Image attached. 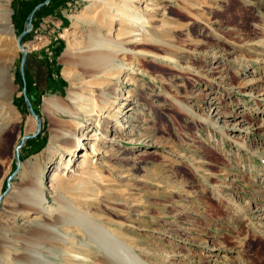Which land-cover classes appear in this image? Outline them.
Listing matches in <instances>:
<instances>
[{
	"label": "rangeland",
	"instance_id": "374dc122",
	"mask_svg": "<svg viewBox=\"0 0 264 264\" xmlns=\"http://www.w3.org/2000/svg\"><path fill=\"white\" fill-rule=\"evenodd\" d=\"M43 1L0 0L13 29L0 32V259L43 224L82 255L80 230L102 225L129 264H264V0H136L141 20L111 26L92 0H49L29 19ZM95 21L139 39L103 76L62 57ZM56 245L54 264H107L101 246L82 263Z\"/></svg>",
	"mask_w": 264,
	"mask_h": 264
},
{
	"label": "bare ground",
	"instance_id": "6f19581e",
	"mask_svg": "<svg viewBox=\"0 0 264 264\" xmlns=\"http://www.w3.org/2000/svg\"><path fill=\"white\" fill-rule=\"evenodd\" d=\"M92 1L94 3L101 2L100 4L103 5L101 11L104 16L105 15L107 16V25L111 26L112 22L115 20V17H118L119 22H123L125 19L134 22L133 19H135L134 23H136L141 20V16L139 15V13L137 14L138 16L136 17L134 16L135 13L133 12V7H134V2L136 0H92ZM113 9L115 10L114 12H112ZM4 11L5 12L3 13V16L1 17L2 29L0 30V32L10 34L12 33V29L10 26V20L8 14L10 10L8 6H6ZM98 23H96V21L92 23L90 22L87 36L86 37L84 36L85 38L83 39V41L76 40L73 44L71 42L68 43L63 51L62 57L64 61H66L67 63L76 62L81 67L89 69L92 75L94 76H103L109 71L111 73L112 70H115L116 68H121L120 67L121 65L119 66V64H117L116 62L118 60H122L123 55L126 52H128V49L125 47V43L137 42L139 39L136 37L137 36L135 35L136 33H133V30H129L128 32L124 31L123 36H121L120 32H117L116 36H112L110 31L103 32V28H102L103 23L100 24L101 26ZM146 33L147 32H145L144 34ZM126 37H128V40H125ZM2 57L3 54L0 53V99L4 100L8 97V94L12 92V90L10 89L12 85V78L8 69V65L5 62V60L2 59ZM70 95H71L70 97L71 101L74 103H77V101L81 99V95H76V92H71ZM44 100L48 104L54 106H58L61 104L54 97H47ZM79 144L80 145L78 148H81L83 145L80 142ZM29 194L31 196L30 199L31 203L35 204L36 206L38 205L39 208L46 203L41 188L36 190H31L29 191ZM41 227L43 228L41 230H32L30 236L31 239L30 244L23 240L25 244L24 247L14 248V250H17L20 253H22V256L17 258L9 257L3 260L0 259V264H54L47 258V255L49 253H54L52 251L59 246V245L57 246L56 243L65 246V249L63 250L64 254L69 253L67 250L68 248L76 247L73 246V241L69 236L71 235L70 233H67L65 231L62 232L47 224H43ZM83 229L84 230H80V231H82L83 234H85L86 239L84 241H81L78 244V246L79 248H83L85 253L82 255H77L75 253H72L71 255L68 254V256H71L75 258V260L83 263V261L87 260V257L89 258L88 254L90 253L91 250H93L95 247L101 246L100 248L103 247L106 249L103 251L105 252L104 260L106 261L107 264H129L128 262H126L125 257L116 251L117 248H123V247L126 251H128L126 249V247L128 246L123 245L124 243L119 237L109 232L102 225L99 226L98 228L99 230H89L87 225L86 226L84 225ZM98 239H101L99 243L96 241ZM35 241H40L43 242L44 244H48L49 246H46L48 249L43 250L42 249L43 246L40 245L37 246L36 244H32ZM92 242H97L99 246L93 245L94 243L91 244ZM130 254L134 257L133 260L134 263L132 264H136V263L140 264V262L135 261V258L139 260L136 257V255H134L133 253Z\"/></svg>",
	"mask_w": 264,
	"mask_h": 264
},
{
	"label": "water",
	"instance_id": "95a60500",
	"mask_svg": "<svg viewBox=\"0 0 264 264\" xmlns=\"http://www.w3.org/2000/svg\"><path fill=\"white\" fill-rule=\"evenodd\" d=\"M48 2H49V0H44L43 2L39 3L38 5H36V6L33 8V10L31 11V13H30V15H29V19L32 18V15H33L34 11H35L37 8H39L40 6H42V5H44V4L48 3ZM29 26H30V22L28 23V27H29ZM12 31H13V29H12ZM25 31H26V30H23V31L17 36V38H16V42H17V44H18V46H19V49L22 50V52H23L22 59H23L24 56H25V50H24L22 44L20 43V40H21L22 35L25 33ZM37 127H39V123L37 124ZM33 135H34V134H33ZM33 135H25V136L23 137L21 143L17 146V149L22 145V143L24 142L25 139H27L28 137L33 136ZM16 165H17V168L14 170V172H13L12 174L9 175V178H8L9 180L14 176V174L16 173L17 169H18L19 166H20V160H19V153H18V150H17V163H16ZM9 186H10V183L7 182V189H6V190L9 189ZM2 195H3V194L0 195V199L2 198Z\"/></svg>",
	"mask_w": 264,
	"mask_h": 264
}]
</instances>
